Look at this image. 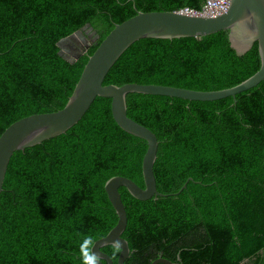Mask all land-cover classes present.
I'll return each instance as SVG.
<instances>
[{"label": "trees", "instance_id": "1", "mask_svg": "<svg viewBox=\"0 0 264 264\" xmlns=\"http://www.w3.org/2000/svg\"><path fill=\"white\" fill-rule=\"evenodd\" d=\"M204 1L0 0V136L19 119L62 109L115 23L138 10L200 8ZM86 24L104 31L69 62L57 42ZM259 66L257 43L239 56L227 30L203 39L142 38L104 84L219 90ZM111 104L97 98L64 134L13 154L0 198V264H80L83 238L96 242L118 222L106 182L122 176L145 186L148 144L117 125ZM127 106L156 136V188L168 195L140 201L120 187L128 215L122 237L131 250L125 264L159 256L174 264H264V79L235 104L231 97L198 102L133 92ZM102 250L111 255L109 246Z\"/></svg>", "mask_w": 264, "mask_h": 264}, {"label": "water", "instance_id": "2", "mask_svg": "<svg viewBox=\"0 0 264 264\" xmlns=\"http://www.w3.org/2000/svg\"><path fill=\"white\" fill-rule=\"evenodd\" d=\"M81 29L70 34L81 33ZM227 30L230 47L237 55L246 53L252 45L257 43L260 59L258 70L238 84L219 90H195L162 84H142L129 82L122 85L104 84L105 77L120 56L134 42L142 38L176 39L196 37L203 39L206 35ZM68 36L59 39V54L69 62L88 52V46L69 58L62 54L60 44ZM264 79V0H230L228 9L217 16L189 15L178 11H140L121 23H115L114 28L98 45L96 50L88 56L78 83L74 85L71 95L64 107L58 111L33 114L19 119L7 127L0 136V198L4 190V180L11 157L16 152H23L27 148L64 134L86 115L97 98L112 100V115L117 125L126 133L145 140L148 144L147 152L142 163V173L145 186L142 187L131 178L117 176L109 179L105 190L116 211L118 222L107 236L96 241L93 248L102 256L107 264H114L110 255L102 249L110 242L120 239L124 250L118 256V264H125L131 250L127 240L122 235L128 225V215L122 200L120 187L125 186L137 200L148 201L150 198L165 196L156 188L154 163L157 158L158 141L153 131L134 121L128 116L127 96L129 93H143V95L179 98L188 101L214 102L231 97L235 104L238 93L256 86ZM183 184L176 195L187 187ZM179 258V257H178ZM174 264L164 257H157L151 264Z\"/></svg>", "mask_w": 264, "mask_h": 264}, {"label": "clouds", "instance_id": "3", "mask_svg": "<svg viewBox=\"0 0 264 264\" xmlns=\"http://www.w3.org/2000/svg\"><path fill=\"white\" fill-rule=\"evenodd\" d=\"M95 243V240L91 236L83 238L79 245L80 264H102V256L93 251ZM109 247L111 248L110 259L113 261H115L124 250V244L121 243L120 239L111 241Z\"/></svg>", "mask_w": 264, "mask_h": 264}, {"label": "built area", "instance_id": "4", "mask_svg": "<svg viewBox=\"0 0 264 264\" xmlns=\"http://www.w3.org/2000/svg\"><path fill=\"white\" fill-rule=\"evenodd\" d=\"M230 0H205L200 8L185 7L177 10L189 15L217 16L229 7Z\"/></svg>", "mask_w": 264, "mask_h": 264}, {"label": "flooded vegetation", "instance_id": "5", "mask_svg": "<svg viewBox=\"0 0 264 264\" xmlns=\"http://www.w3.org/2000/svg\"><path fill=\"white\" fill-rule=\"evenodd\" d=\"M90 28H92V27L90 26ZM94 31H96V30H94ZM103 31H104V29H102L98 34H96L97 36L93 37L94 41H91V43L87 44L86 46L83 45V43L80 40L81 33H76V34H74L72 36L68 35V37L66 39H64L62 42L63 43L65 42L64 43V47H65V49L67 50V52L70 55H76V54H78L80 52V50H83L87 46H88V49H89L92 45H95L97 43L98 39H99L100 34ZM81 48H83V49H81ZM177 258H178V256H177Z\"/></svg>", "mask_w": 264, "mask_h": 264}, {"label": "rangeland", "instance_id": "6", "mask_svg": "<svg viewBox=\"0 0 264 264\" xmlns=\"http://www.w3.org/2000/svg\"><path fill=\"white\" fill-rule=\"evenodd\" d=\"M96 34H98L96 31H94L92 28H90V26H87L86 28L81 30L80 40L83 43V45L86 46L87 44L91 43V41H94L93 37L97 36ZM64 43L61 42V44H60L62 54L69 57V58H72V55H70L67 52V50L65 49ZM81 49H83V48H81Z\"/></svg>", "mask_w": 264, "mask_h": 264}, {"label": "crops", "instance_id": "7", "mask_svg": "<svg viewBox=\"0 0 264 264\" xmlns=\"http://www.w3.org/2000/svg\"><path fill=\"white\" fill-rule=\"evenodd\" d=\"M246 263V261H244L242 264H245ZM248 264V263H247Z\"/></svg>", "mask_w": 264, "mask_h": 264}]
</instances>
